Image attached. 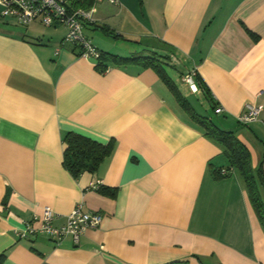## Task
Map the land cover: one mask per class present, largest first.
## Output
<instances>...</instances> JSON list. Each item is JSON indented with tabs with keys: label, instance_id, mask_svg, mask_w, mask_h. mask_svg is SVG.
Instances as JSON below:
<instances>
[{
	"label": "crops",
	"instance_id": "crops-1",
	"mask_svg": "<svg viewBox=\"0 0 264 264\" xmlns=\"http://www.w3.org/2000/svg\"><path fill=\"white\" fill-rule=\"evenodd\" d=\"M91 11L93 22L119 34L99 29L108 37L92 36L99 50L130 56L142 45L171 48L166 71L178 90L197 112L234 130L257 168L264 152V0H100ZM41 26L0 16L4 264H264V228L241 178L213 177L212 167L226 166L227 158L159 75L109 62L100 71L63 41L64 26ZM94 29L88 24L85 34ZM191 70L223 112L216 115L201 91L183 83ZM246 103L261 110L242 125L237 116ZM67 132L112 139L113 151L97 170L74 176L63 164ZM102 186L115 195L102 194ZM78 204L101 221L77 243L14 235L44 206L61 225Z\"/></svg>",
	"mask_w": 264,
	"mask_h": 264
},
{
	"label": "trees",
	"instance_id": "trees-1",
	"mask_svg": "<svg viewBox=\"0 0 264 264\" xmlns=\"http://www.w3.org/2000/svg\"><path fill=\"white\" fill-rule=\"evenodd\" d=\"M99 1L100 0H65V5L70 10L78 8L91 10ZM88 24L94 25L95 29L97 28L109 32L113 37L119 36V34L109 31L103 24L86 21L84 22V27ZM170 49L171 48L165 45H142L137 52L130 56H120L118 54L99 50L100 54L95 60V67L100 71H104L107 69L106 62H109L114 65L135 64L142 68L153 69L170 88L177 102L191 120L202 126L207 137L222 149V152L227 158V164L222 168L212 167L213 177L215 179H221L228 176L231 172H235L241 178L260 225L264 228V152L261 154V159L257 168L253 169L250 151L246 144L237 137L235 131L223 128L213 117L203 115L194 109L189 100L178 90L166 71L168 67H172V64H170ZM194 80L198 91H201L208 98L215 112L217 104L210 95L206 83L197 72H195ZM215 114L218 115L216 112ZM63 143V164L74 176L84 171L93 172L97 170L99 165L111 155L114 148L112 139L107 143H100L75 132H67L63 137ZM222 170H224L225 173H222ZM99 191L109 196H114L116 193L114 188L107 186H102ZM3 258L4 254H0V264H4ZM164 264H190V261L189 259H181Z\"/></svg>",
	"mask_w": 264,
	"mask_h": 264
},
{
	"label": "built area",
	"instance_id": "built-area-1",
	"mask_svg": "<svg viewBox=\"0 0 264 264\" xmlns=\"http://www.w3.org/2000/svg\"><path fill=\"white\" fill-rule=\"evenodd\" d=\"M109 1L116 2V0ZM0 16L10 18L19 25H28L34 21H39L46 27L62 25L66 29L63 41L78 46L79 56L93 58L95 61L100 54L99 49L93 45L84 31V22L93 21L92 11L80 8L70 10L65 5V0H0ZM194 76L195 70L188 71L184 74L183 81L192 92H197ZM244 107V111L237 116V121L247 125L256 120L261 106L246 103ZM215 112L218 114L223 112L222 107L217 105ZM222 173L225 171L222 170ZM57 217L58 214L50 206H44L40 215L32 216L21 228L14 229V235L18 239L45 235L56 245L70 236L77 243L86 229L96 227L101 221V214L84 211L81 204L75 206L65 216L63 224L53 223Z\"/></svg>",
	"mask_w": 264,
	"mask_h": 264
},
{
	"label": "rangeland",
	"instance_id": "rangeland-1",
	"mask_svg": "<svg viewBox=\"0 0 264 264\" xmlns=\"http://www.w3.org/2000/svg\"><path fill=\"white\" fill-rule=\"evenodd\" d=\"M99 24V23H98ZM41 28H43L44 30H49L48 28L49 27H46V26H41ZM87 32H89V34H91L90 36H89V38H90V40H91V42H96V38L95 39H93L92 38V36L94 37V35L96 34V36H104L105 38H108L106 35H104L102 32L103 31H101V30H99V29H94V30H90V31H87ZM167 72H168V70H167ZM169 73H170V71H169ZM185 73V72H184ZM184 73L182 74V76H184ZM183 80V79H182ZM183 83L186 85V86H188L184 81H183ZM189 88V87H188ZM190 90V89H189ZM199 111H203L202 109L200 110V109H198ZM210 115L213 117V119L216 121V122H218V119L216 118V116H213L212 115V113L210 112ZM219 125V124H218Z\"/></svg>",
	"mask_w": 264,
	"mask_h": 264
}]
</instances>
